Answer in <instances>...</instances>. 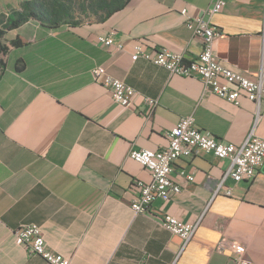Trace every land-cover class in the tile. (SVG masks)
<instances>
[{
  "label": "crops",
  "instance_id": "obj_1",
  "mask_svg": "<svg viewBox=\"0 0 264 264\" xmlns=\"http://www.w3.org/2000/svg\"><path fill=\"white\" fill-rule=\"evenodd\" d=\"M212 2L129 0L101 23L47 28L29 20L8 32L28 45L10 55L0 77V264H47L15 243L14 231L30 223L69 264H232V243L244 246L252 264H264V164L254 180L234 182L223 179L228 159H179L172 179L180 193L153 200L145 214L130 208L135 182L149 181L130 151L164 149L180 118L192 114L198 129L223 142L264 139V103L241 96L235 106L197 78L134 56L143 44L196 57L202 40L181 10L206 19ZM211 24L220 31V62L247 77L261 74L264 84V0H225ZM109 32L123 50L96 42ZM97 66L134 89L131 107L113 103L92 80ZM164 214L199 220L184 247L160 226Z\"/></svg>",
  "mask_w": 264,
  "mask_h": 264
},
{
  "label": "built area",
  "instance_id": "obj_2",
  "mask_svg": "<svg viewBox=\"0 0 264 264\" xmlns=\"http://www.w3.org/2000/svg\"><path fill=\"white\" fill-rule=\"evenodd\" d=\"M224 5L225 0H213L206 10V19L190 18L186 9L181 10V14L186 17V28L202 40L201 52L196 57L186 60L184 54L166 49L148 48L143 44L133 48L134 56L165 68L172 76L197 78L203 82L206 91L235 106H238L241 96L260 105L264 103V84L261 74L247 77L231 70L225 67L214 53V45L220 37V31L211 24V17L220 13ZM262 35L264 36V30ZM96 42L116 51L123 50L122 44L114 39L113 32H109L106 36H98ZM91 76L95 83L109 91L113 103L122 108L133 105L134 89L123 80L109 75L106 68L100 66L92 68ZM146 101L150 104L154 103L150 99ZM166 137L167 146L164 149L156 151L139 149L131 150L129 153V157L149 173V181L135 182L136 196L130 205L135 214L147 213L155 199L168 201L180 193L179 183L172 179L175 162L179 159L204 154H211L218 159H228L230 167L223 179L229 177L234 182L254 180L264 164V139L250 137L240 145L223 142L209 132L198 129L192 114L180 118ZM183 177L187 182L193 181L192 175L184 174ZM219 190L220 186L216 188L214 194ZM159 224L163 229L179 237L184 247L194 235L199 220L186 224L169 214H164ZM14 240L18 246L25 249L28 256L40 257L47 264H69L67 259L48 250L42 229L37 224L21 225L14 231ZM227 250L232 264H252L242 244L232 243Z\"/></svg>",
  "mask_w": 264,
  "mask_h": 264
},
{
  "label": "trees",
  "instance_id": "obj_3",
  "mask_svg": "<svg viewBox=\"0 0 264 264\" xmlns=\"http://www.w3.org/2000/svg\"><path fill=\"white\" fill-rule=\"evenodd\" d=\"M43 1L44 3H41V0L26 1L22 4L19 11L12 12L7 16L4 22H0V24H2L0 28V65L3 71L6 69L10 55L15 50L28 45V42L19 36L13 40L6 38L5 33L7 31L16 29L29 20H35L40 23V25L47 28L56 27L60 24H67L70 26L80 25L62 22L69 17L68 10L62 5L50 3V0ZM128 1L129 0H112L110 3L103 5L101 11L104 17L101 22H104L111 15L123 9Z\"/></svg>",
  "mask_w": 264,
  "mask_h": 264
},
{
  "label": "rangeland",
  "instance_id": "obj_4",
  "mask_svg": "<svg viewBox=\"0 0 264 264\" xmlns=\"http://www.w3.org/2000/svg\"><path fill=\"white\" fill-rule=\"evenodd\" d=\"M26 1L31 0H0V22H4L7 16L12 12L19 11L22 4ZM111 1L112 0H50V3L62 5L68 10L69 17L62 22L84 25L101 22L104 17L103 12L101 11L102 6ZM41 3H44V1L41 0ZM1 27L2 24H0V28ZM8 32L9 31L5 33L6 38ZM2 71L0 65V74Z\"/></svg>",
  "mask_w": 264,
  "mask_h": 264
},
{
  "label": "water",
  "instance_id": "obj_5",
  "mask_svg": "<svg viewBox=\"0 0 264 264\" xmlns=\"http://www.w3.org/2000/svg\"><path fill=\"white\" fill-rule=\"evenodd\" d=\"M177 238H179V237H177ZM179 240H180V238H179ZM174 242V241H173ZM180 242H181V240H180Z\"/></svg>",
  "mask_w": 264,
  "mask_h": 264
}]
</instances>
